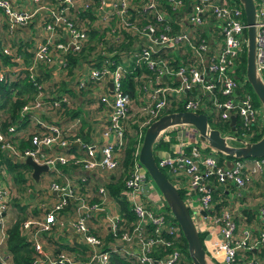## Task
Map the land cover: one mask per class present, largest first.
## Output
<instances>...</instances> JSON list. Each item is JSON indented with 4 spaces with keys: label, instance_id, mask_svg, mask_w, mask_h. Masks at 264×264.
<instances>
[{
    "label": "built area",
    "instance_id": "obj_1",
    "mask_svg": "<svg viewBox=\"0 0 264 264\" xmlns=\"http://www.w3.org/2000/svg\"><path fill=\"white\" fill-rule=\"evenodd\" d=\"M252 1L254 67L264 85V0ZM32 20L41 27L43 38L34 45L27 64L13 47L1 46L2 54L14 64L10 71L24 72L36 90L21 106L17 118L29 123L25 138L31 147L20 149L0 132V152L13 163L29 156L50 171H57L56 164L68 163L87 172L115 170L132 101L122 88L125 68L130 65H143L147 70L141 75L140 90L145 100L141 99L136 109L140 122L137 136H142V129L164 110L173 107L212 112L215 121L230 129L225 135L227 141L234 137L251 142L262 135L264 109L263 126H260L259 112L245 88L248 85L245 74L237 75L246 46L245 19L237 0H0L2 43L6 32L11 35ZM89 26L110 37L121 62L106 58L101 67L82 66L87 68L85 75L81 74L82 69L75 68L69 79L64 80L73 93L99 87L102 92L95 104L107 108L106 122L100 131L105 142L98 149L83 144L81 156L75 157L68 147L70 140L76 138L75 125L79 119H66V122L75 120L61 126L51 118L63 115L74 104L72 96L58 93L54 83L63 81L62 76L66 75L65 55L78 52L88 41ZM42 69L51 78L47 90L37 80L38 70ZM6 72L7 69L0 68V82L4 81ZM107 81L111 87H107ZM230 116L234 117L232 126ZM7 132L14 135V126H8ZM255 136L258 137L253 140ZM170 138L173 143L169 150L159 152L155 163L166 171L177 191L183 192L181 199L197 232L201 230L200 224H207L209 233L219 236L205 242L210 253L204 248L206 259L220 258L221 264H264V156L221 155L200 142L194 128L188 125L167 128L156 141ZM138 147L121 191L135 218L130 230H123L119 237L113 238L109 250H102L93 231V221L96 225L106 221L107 232L114 236L124 220L117 211L109 212L106 206L109 197L103 185L96 189L97 201L91 202L77 193L64 177L60 184H49V189L58 193L57 201L42 209L40 218L27 216L22 221V234L27 235L34 253L32 264H37L41 257L48 264H110L109 253L117 252V248L122 257L132 259L134 264H191L179 248L180 229L160 194L149 191L140 195L145 188L146 172L137 161ZM229 186L233 187L232 191H228ZM12 187L9 179L0 176V264H11L4 215ZM216 187L230 195L227 205L218 211H214L217 200H212L211 193ZM252 205L256 206L258 221L254 225L246 223V216L241 213V209ZM70 206L71 217L66 226L86 247L88 257L84 261L75 260L64 251L48 258L40 241L42 233L47 234L54 225H64L63 209ZM249 251L252 254L248 256Z\"/></svg>",
    "mask_w": 264,
    "mask_h": 264
},
{
    "label": "trees",
    "instance_id": "obj_2",
    "mask_svg": "<svg viewBox=\"0 0 264 264\" xmlns=\"http://www.w3.org/2000/svg\"><path fill=\"white\" fill-rule=\"evenodd\" d=\"M87 33H88L87 35L88 41L84 43L81 49L76 53H70V54L65 55V57L67 58V63L69 67L68 75H71L72 74L71 69L75 66H79L80 63H85L87 64L88 67L89 66L101 67L103 65L104 59L106 58H112L115 62H121V58L118 57L116 53H114V44L109 41L110 37L106 38L104 31H96L93 28H88ZM0 44H1V35H0ZM90 51H94L96 52V54L94 56H90L89 54ZM19 52L17 53L21 55L23 63L27 64L29 61V58H28L29 56L24 57V55ZM10 59H11L10 57L2 54V51L0 48V68L7 69V72L4 73V77H5L4 81L0 82V132L14 146L18 148H23V147L29 146L30 141L29 140L26 141V138H25L21 141L16 142V138L18 134V131H17L18 126L16 123V120L18 118V111L28 98H32L34 96L36 90L34 86L29 82L27 77L24 76V72L16 73V72L10 71V69L12 68V65H14L10 61ZM244 68H245V61H244V56H242L241 62L239 63L237 75H239L240 73V76L241 75L243 76ZM146 72L147 70L144 68L143 65H136V66L130 65L125 68L124 78L122 81V88L124 92H126L129 95V97H133L137 86L140 89V86L142 85L141 75H144ZM45 74L47 77L48 74L47 73ZM37 80L40 81L41 79L37 78ZM60 83H62V81H60ZM59 86L57 88L58 93L68 91V89H64V86H66L65 84H61ZM246 88L248 89L247 91L250 93L251 89L249 85H246ZM60 90H65V91H60ZM253 97L256 99L255 96ZM253 97H251L252 100H253ZM253 104L255 106V101H253ZM182 109L183 108L181 107L171 108L168 110L166 109L161 114L166 113V112H171V111H180ZM202 113L206 115L209 126L211 128H216L215 126H213L214 124L212 125L210 118H209V114H211L213 118V113L207 112V111L202 112ZM66 114L70 118L80 115L78 109L74 111L72 110L66 111ZM80 119H81L80 128L83 129L86 124L81 117ZM213 121L214 123L219 124L223 128L227 129L228 131L230 130L226 125H222L218 123L217 121H215L214 119ZM8 126H14V131H15L14 135L10 136V134L7 132ZM124 129H125L124 130V143L119 153L118 167L115 170H113L115 171V174H112V176L107 178L106 184L104 185L102 184L106 189V193L108 197L112 199V201L115 202L117 213L124 220V224H121L117 232L114 233V236L110 232H104L103 234H98L94 232L96 236L98 237V239L100 240V247L102 250H109L110 249L109 244L113 241V238L115 239L119 237L120 234L123 233V230H128V229L130 230L131 223H133L135 220L134 215L132 211L130 210L129 204L121 195V191L123 190L124 181L129 175L130 170L133 166L134 159L136 158L134 157L135 150L137 146H139L142 136H137V127L136 129L135 127L129 128V125L126 121L124 122ZM143 130L144 129H142V133H143ZM131 131L133 132L131 133ZM79 134L82 135V132ZM258 136H255L253 140H255ZM80 138L83 142H88V140L83 138L82 136ZM171 143H173V138H170L168 141H162L158 139L153 144V151H154L153 157H154L155 162L158 159L159 152L168 151L169 145ZM74 147H75L74 141L70 140L68 149H71ZM81 149L83 150V148ZM69 164H73V163H68L66 165H69ZM159 169L171 181L166 171L161 168ZM29 171H30V168L25 163H23V161L13 163L8 158H6L3 153L0 152V176H3L4 179H6L7 181L9 177H11L9 179L10 183H12V185L13 184L16 185L18 190L24 191L25 189L24 172L26 173ZM1 172H3L4 175L1 174ZM14 185L11 188V191L14 190V188L16 187ZM211 193H212V200L213 201L217 200L216 204L214 205V211H218L220 208H223L227 205L228 198L224 195L226 193L220 191L219 188L217 187L212 189ZM178 194L181 198L183 197V192L180 189H178ZM244 196L251 197L252 194H249V195L245 194ZM243 197H241L239 201L242 200ZM13 198L15 197L13 196ZM10 200H11V194H10ZM15 202L16 200H14L13 203ZM15 205L17 207V204ZM18 206H19L18 210L21 212L24 209V207L20 205ZM9 209H12L10 208V204H9L8 210L6 211L5 215L8 213ZM28 210L29 209L27 208L26 212H28ZM242 212L246 215V218L244 219L246 223L248 222L257 223L258 222L257 220L252 219V217L254 216V212H255L252 206L248 207L247 210H243ZM5 215H4V218L6 217ZM27 216H30V215H27ZM22 217L18 215L12 218L13 221L8 223L7 225L8 227L6 229V233H7L6 249L8 253L10 254L11 264H32V260H33L32 258L33 251L31 249V246L26 241L21 231V224H22V219H23ZM198 235L200 238L199 233ZM181 241L182 242L180 243L179 248L184 253L185 257L189 260L188 255L186 253V247H185V242H184L183 237ZM66 248L69 251L73 252L75 257L79 261H84L87 259V258L85 259L84 253H86V256L88 257L87 252H86L87 251L86 247L83 244L79 246H76L75 244H73L72 247H66ZM115 250L117 252L109 253L108 260L110 264H134L132 263V259L128 257H122L118 253V250H119L118 248ZM246 254L249 256V254H252V251H249Z\"/></svg>",
    "mask_w": 264,
    "mask_h": 264
},
{
    "label": "crops",
    "instance_id": "obj_3",
    "mask_svg": "<svg viewBox=\"0 0 264 264\" xmlns=\"http://www.w3.org/2000/svg\"><path fill=\"white\" fill-rule=\"evenodd\" d=\"M90 28L95 29L98 31L95 27L89 26ZM4 43H2L3 34L1 35V44H8L10 47H13L17 52L21 53L25 56H29L28 58H31V51L34 47V45L40 41H42L43 33L41 32V27L38 25L37 21L32 20L29 23H27L25 26L21 28H17L11 35L7 32L4 34ZM1 48V47H0ZM19 50V51H18ZM90 56H94V51L89 52ZM80 67L75 66L71 69L74 70L77 68V70H81V74L85 75L87 72L88 67L85 63H80ZM85 66V67H82ZM44 68V67H43ZM68 69H66V75L62 76V83L56 81L54 84L56 85V91L59 85L65 84L64 80L69 79L68 75ZM46 72L39 71L38 70V78L41 79L40 81L45 85V90L49 87V81H51L50 75L46 77ZM61 79V80H62ZM72 80V77L70 78ZM109 81H107V87L109 86ZM60 88V86H59ZM64 89H68V91H65L62 93L70 94L75 101L74 104H72L71 108L69 110H79L80 117L84 120L85 126L83 129L80 128L81 126V119L79 116H74L73 118L79 119V122L76 126V138L74 139V148L69 149V152L72 153L75 157H80L81 153L83 152L82 145L83 144H90L95 149H98V147L105 142V139L103 136H101V127L106 122V114H107V108L104 107L101 103L95 104V101H97V95L99 96L102 92L99 87H89L85 91H80L79 93H73L71 90L69 91V88L67 86H64ZM103 90L106 92L105 87ZM67 110V111H69ZM63 115H56L51 116L55 122H59V124L62 126L65 123H71L74 120L70 122H66V119H73L70 118L66 111L63 112ZM17 122V138L16 142L21 141L25 139V133L29 129V123L23 121V120H16ZM31 124V122H30ZM82 132V135L79 133ZM83 137L88 140V142H83L80 137ZM29 139H26L28 141ZM31 145L29 143V146L23 147V148H30ZM20 148V149H23ZM57 171H50L47 170L45 172H41L38 176V182H33L30 177V171L24 172L25 176V189L24 192H26L23 196L18 197V202H15L14 204L20 205V206H26L24 210H27L28 205L32 208V212L29 209L27 213L32 218L38 219L41 217V211L42 209H48L50 206L55 203L58 199V193L56 191H53L49 189V184L51 182L55 183H62L63 178L66 177L69 179L71 184L76 188L77 193H79L81 196L85 197L88 201L96 202L97 201V193L96 189L100 185H104L107 182V178L112 176V174H115V171L107 172L103 170H95L91 172L83 171L80 169V166L76 164H69V165H57L56 164ZM11 177H9L10 179ZM83 179V180H82ZM12 182V180H11ZM36 184V185H33ZM14 185V184H13ZM15 186V185H14ZM219 190L221 189L218 187ZM233 187H228V191H232ZM260 185H257V190L259 191ZM226 197L228 195V198H230L229 193L227 192L224 194ZM152 196H155L154 193H152ZM227 199V198H226ZM225 200V199H224ZM244 199L240 200L241 202ZM107 208H109V212L116 213L117 208L115 205V202L112 201V199L108 198L107 200ZM19 207V206H17ZM252 208L254 209V216L252 219L257 220V213H256V206L252 205ZM15 208H12L8 211V213L5 215V224L8 225L9 222L13 221V211ZM247 209H241V213L246 216L242 211ZM27 215V214H26ZM19 216L20 213H19ZM71 217V206L68 208L63 209V219L64 225L62 227H59L58 225H54L51 230L47 234H41V243L43 247V251L46 254V256L52 257L56 255L57 253L64 251L67 254H70L73 256V259L78 260L73 252L69 251L66 247H72L73 244L76 246H79L82 244L81 240L78 238V236L73 232L72 229L68 228L66 225ZM26 217L23 220H25ZM257 224V223H256ZM201 230L198 233H201L203 235V245L204 248L207 250L205 242L209 238L217 239L219 238L218 235H215L213 233H209V228H207V224H200L199 225ZM93 231L98 234H103L104 232H107V223L106 221H102V223H98L97 225L93 221ZM27 241V235L24 236ZM28 242V241H27ZM29 243V242H28ZM30 245V244H29ZM121 255V253H119ZM207 254L210 255V253L207 252ZM34 255V253H33ZM32 255V258H33ZM122 256V255H121ZM85 259L87 258L86 253H84ZM207 264H221L220 258H212L209 257V260L206 259ZM110 263V262H109ZM37 264H48L47 260H45L44 257H41L40 261L37 262Z\"/></svg>",
    "mask_w": 264,
    "mask_h": 264
},
{
    "label": "water",
    "instance_id": "obj_4",
    "mask_svg": "<svg viewBox=\"0 0 264 264\" xmlns=\"http://www.w3.org/2000/svg\"><path fill=\"white\" fill-rule=\"evenodd\" d=\"M237 1L242 7L246 25L245 79L254 96L264 109V85L254 67V4L252 0ZM109 87H111V83H109ZM233 124L234 117L230 116V125L232 126ZM178 125L191 126L196 131L200 142L221 155L234 158L264 156V128L263 134L256 141L245 142L232 137L231 141L235 145H231L227 141V138L220 134L218 129L209 126L204 113L180 110L161 114L152 120L143 130L137 152V161L148 174L173 221L178 225L191 264H207L203 241L199 238L188 209L179 196L177 189L157 167L153 157V144L157 137L167 128ZM22 161L30 168V177L35 183L38 182L39 174L48 170L45 164H38L29 156L25 157ZM200 214L204 215L205 213L204 211H200Z\"/></svg>",
    "mask_w": 264,
    "mask_h": 264
},
{
    "label": "rangeland",
    "instance_id": "obj_5",
    "mask_svg": "<svg viewBox=\"0 0 264 264\" xmlns=\"http://www.w3.org/2000/svg\"><path fill=\"white\" fill-rule=\"evenodd\" d=\"M62 74V71L59 73V74H57V76H60ZM246 88V87H245ZM247 89V88H246ZM248 90V89H247ZM250 93H251V97H253L254 95L252 94V92L250 91ZM71 96V95H70ZM131 99H132V101H131V106H130V111L128 112L129 113V115H128V117H127V119H126V122L128 123V125H129V128H134L135 127V129H136V127L139 125V120H138V114H137V112H136V109H137V107L141 104V99H144V95H143V93H142V90H140L139 89V87L137 86L136 87V89H135V94L133 95V97H131ZM145 100V99H144ZM253 101H255V108H256V110L259 112L258 113V118H259V122H261L260 123V126H263V109H262V106L260 105V103L253 97ZM72 102L74 103L75 101L73 100V98H72ZM174 108V107H173ZM209 118H210V121H211V123H212V125L213 126H215L217 129H218V131L220 132V134L222 135V136H225V135H227V133L228 132H230V131H228L227 129H225V128H223L222 126H220L219 124H216V123H214V121H213V118H212V116H211V114H209ZM134 126V127H133ZM133 131H131V133H132ZM262 134H263V132H262ZM228 141H230L229 139H228ZM230 142H232V141H230ZM218 156L220 157V155L218 154ZM147 174V173H146ZM144 175V177H143V181H144V189H143V191H142V193L140 194V195H142L143 193H145V192H157L158 193V191H157V189H156V187H155V185L152 183V181L151 180H149L148 179V174L147 175ZM149 180V181H148ZM33 185H36V184H34L33 183ZM16 186V185H15ZM150 186H152V188H150ZM12 193H11V200H9L10 202H8L9 204H10V208H15L14 210L15 211H13V218L15 217V216H18L19 215V213H20V217H22V215H23V219L25 218V217H27V215H29V213H27L26 212V210H22L21 212L18 210V207H16V205L13 203L14 202V200H16V202L19 204L20 202H18V197L19 196H23L26 192H24V191H21V190H18V188H17V186L14 188V190H12L11 191ZM13 196L15 197V198H13ZM183 198V197H182ZM227 198H228V195H227ZM18 206V205H17ZM24 208L26 207V206H23ZM28 208L31 210V212H32V208L28 205ZM10 210V209H9ZM27 214V215H26ZM200 234V238H201V240L203 239V237H202V234L201 233H199Z\"/></svg>",
    "mask_w": 264,
    "mask_h": 264
}]
</instances>
